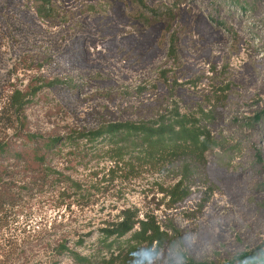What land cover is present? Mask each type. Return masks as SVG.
I'll return each mask as SVG.
<instances>
[{
  "label": "rangeland",
  "instance_id": "374dc122",
  "mask_svg": "<svg viewBox=\"0 0 264 264\" xmlns=\"http://www.w3.org/2000/svg\"><path fill=\"white\" fill-rule=\"evenodd\" d=\"M0 264H264V0H0Z\"/></svg>",
  "mask_w": 264,
  "mask_h": 264
},
{
  "label": "trees",
  "instance_id": "16d2710c",
  "mask_svg": "<svg viewBox=\"0 0 264 264\" xmlns=\"http://www.w3.org/2000/svg\"><path fill=\"white\" fill-rule=\"evenodd\" d=\"M10 101H11V103L14 105V106H16L17 108H22L25 104H26V102H27V99H26V97H25V95H23L19 90H15V91H13V93L11 94V97H10ZM167 127L166 128H158L157 130H152V129H150L153 133L154 132H156V133H164V132H166L167 131ZM137 223H139L140 224V226H141V228H144V225L146 224V222L145 221H141V220H138V222H135L134 221V217L132 216V215H129L127 218H125L122 222H120L119 224H118V227H120V230H121V232H123V233H127V232H129V231H131L134 227H135V225L137 224ZM153 228V227H152ZM148 230H150V229H148ZM147 229H145V231L147 232L148 231ZM153 230V229H152ZM154 230H155V232H157L158 231V229L157 228H154ZM259 251V250H258ZM251 252V253H246V254H243V256L242 257H246L247 259H255V257L257 256V254L259 253V252Z\"/></svg>",
  "mask_w": 264,
  "mask_h": 264
}]
</instances>
